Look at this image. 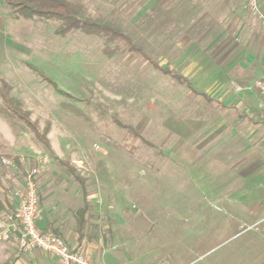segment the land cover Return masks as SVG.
<instances>
[{
	"label": "rangeland",
	"instance_id": "374dc122",
	"mask_svg": "<svg viewBox=\"0 0 264 264\" xmlns=\"http://www.w3.org/2000/svg\"><path fill=\"white\" fill-rule=\"evenodd\" d=\"M70 1L85 4L91 16L113 20L160 64L165 59L162 42L173 45L176 40V25L163 21L158 0H152L156 2L152 6H148L151 0ZM9 9L0 0V103L7 82L10 95L22 102L28 119L50 147L25 121L0 113V163L2 155L44 154L63 175L69 172L59 160L74 161L88 177L102 170L111 173L105 164L111 162L119 165L122 174L136 168L143 179L156 171L158 183L167 189L151 186L146 196L143 191L135 193L133 202L145 204L148 214L147 220L143 215L137 217L136 230L130 236L139 246L125 264H157L163 255L171 261L175 257L170 264H264V225L260 231L256 227L229 229L205 221L221 215L217 208L225 206L224 199L213 196L211 186L217 183H193L190 177L183 186L185 193L177 198V156L161 155L165 152L160 150L161 137L175 131L177 114L220 110V106L202 99L193 101L187 84L155 68L142 54L126 48L109 57L103 51V38L80 32L61 36L56 33L59 23L15 16ZM202 32L204 28L198 30L199 35ZM241 84L239 90L248 86ZM236 88L223 83L215 95L236 93ZM130 126L138 129L139 136L132 135ZM149 160L150 167L138 164ZM133 162L134 166L124 164ZM14 171L0 166L3 185L8 186ZM176 204L184 212L192 208L200 212L196 222L182 226L193 227L183 242L177 239L181 231L176 223L180 217L195 214L176 215L171 210ZM152 240L157 247L151 246Z\"/></svg>",
	"mask_w": 264,
	"mask_h": 264
},
{
	"label": "crops",
	"instance_id": "0c3cea01",
	"mask_svg": "<svg viewBox=\"0 0 264 264\" xmlns=\"http://www.w3.org/2000/svg\"><path fill=\"white\" fill-rule=\"evenodd\" d=\"M152 3L156 4L151 0L148 6ZM158 4L163 21L175 23L177 32L173 45L161 44L165 55L161 65L165 63L191 85L193 101L202 99L221 108L181 111L176 116L175 131L162 135L160 150L165 152L161 155L177 156L175 197L185 193L183 186L190 177L193 183H217L211 186L213 196L224 199L225 206L217 208L221 215L206 217L205 221L229 229L256 227L260 231L258 228L264 225V100L252 85L264 72V25L249 14L247 0H158ZM261 8L264 12V0ZM201 28L204 32L199 35ZM223 83L248 86L234 89L236 93L215 95ZM135 130L140 134L136 127ZM149 161L138 164L150 167ZM27 162L17 164L8 186L3 185L0 174V199L5 210L16 204L14 191L23 183ZM73 162L70 164L76 167ZM105 164L111 173L104 174L102 170L92 177L82 175L76 167L80 179L60 174L57 164L51 162L38 179V226L56 230L95 264H125L139 246V241L130 236L136 230L137 217L143 215L147 220L148 214L145 204L133 202L135 193L143 191L146 196L151 186L160 191L167 188L158 183L156 171L143 179L136 168L122 174L118 164ZM180 208L176 204L171 210L176 215L195 214L180 217L176 223L175 228L181 231L177 239L183 242L193 227L182 226L196 222L200 212ZM84 209L80 230L78 213ZM4 211L0 214V228ZM150 242L157 247L154 240ZM0 251L1 264H60L55 256L40 249L22 252L13 241L0 240ZM163 256L157 264L174 262L175 257L171 261Z\"/></svg>",
	"mask_w": 264,
	"mask_h": 264
},
{
	"label": "trees",
	"instance_id": "16d2710c",
	"mask_svg": "<svg viewBox=\"0 0 264 264\" xmlns=\"http://www.w3.org/2000/svg\"><path fill=\"white\" fill-rule=\"evenodd\" d=\"M1 2L9 7L11 14L15 16H21L26 19L49 20L59 23L56 28V33L58 35L66 36L70 33L80 32L85 35L103 38L105 40L103 51L109 57L114 56L120 49L124 50L126 48L133 54H142L155 68L163 71L165 74H170L180 82L187 83L181 75L168 67H163L160 63L148 56L144 49L134 42L132 36L125 32L113 20L100 16L94 17L88 14L87 7L81 2H72L70 0H1ZM45 78L57 87L55 81L47 76H45ZM187 85L192 88L189 83H187ZM10 92L11 86L7 82H4L1 89L3 103H0V113L6 117H14L21 121H25L35 131L36 135L40 137L41 135L37 127L28 119L27 112L22 108V102L11 96ZM129 130H131L134 137L139 136L134 127L130 126ZM42 139L47 146L50 147L47 138L43 137ZM60 163L67 166L69 174L80 178L76 167L62 160H60ZM4 210L5 205L0 199V214L3 213ZM84 213L85 209L78 213V226L80 230H82L84 225L82 216ZM51 230L59 234L56 230Z\"/></svg>",
	"mask_w": 264,
	"mask_h": 264
},
{
	"label": "built area",
	"instance_id": "2783aa9c",
	"mask_svg": "<svg viewBox=\"0 0 264 264\" xmlns=\"http://www.w3.org/2000/svg\"><path fill=\"white\" fill-rule=\"evenodd\" d=\"M247 9L251 16L264 25L261 0H247ZM252 88L264 100V72L254 81ZM239 89L240 87H237V90ZM27 160L30 165L25 170L23 183L14 191L16 204L4 211L0 240L15 242L22 252L40 249L55 256L60 264H95L80 248L71 247L53 230H44L38 226L41 211L38 179L49 169L51 164L49 157L44 154H34L31 157L25 155L1 157L2 165L11 168Z\"/></svg>",
	"mask_w": 264,
	"mask_h": 264
}]
</instances>
